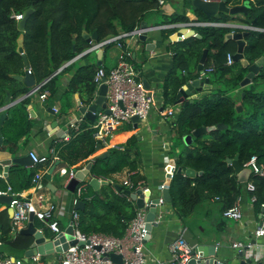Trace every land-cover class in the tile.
I'll return each instance as SVG.
<instances>
[{"label":"trees","instance_id":"1","mask_svg":"<svg viewBox=\"0 0 264 264\" xmlns=\"http://www.w3.org/2000/svg\"><path fill=\"white\" fill-rule=\"evenodd\" d=\"M247 1L246 12H221L220 21H230L232 16L235 18L233 21L264 29V0ZM226 3L231 6L244 1L226 0ZM186 5L192 7L198 20H215L194 8L192 0H183L182 10L164 14L165 20L154 25L186 22L189 20L183 11ZM30 6L33 10L26 19L24 30H20L14 14L23 13ZM150 12H162L157 0H0V106L4 104L7 90L11 98L15 99L30 89L23 80L11 76L13 73L24 72L22 54L16 50L20 33H23L24 53L38 83L90 46L83 31L91 33L96 30V41L100 42L133 29L142 20H146L145 15ZM198 28L200 37L188 35L170 44L175 51L174 64L164 81L163 97L166 102H173L178 88L186 80L198 75L197 62L205 47L208 51L204 65L213 64V75H209L210 82L216 88L182 106L175 119L179 143L176 142L177 149L172 147L170 150L176 158V169L169 184L170 202L180 216L186 218L193 214L202 201H214L222 220L223 210L230 207L239 194L247 192L248 196L252 193L256 195L252 204L255 209L262 211L264 174L250 172L247 180L254 182L255 190L245 191V181H238L233 164L228 163L226 158L237 154L239 163L243 165L255 154L257 161L264 166V61L250 83L242 87L240 81L247 72L246 67L240 60L227 62V55L235 52L236 43L233 39L224 40V34L232 28L214 25H199ZM244 38L243 56L253 62L264 54V30L249 29ZM112 42L114 40L104 45L109 46ZM98 66L97 63L78 66L66 84L65 93L79 91L86 95L85 100L89 103L95 92L92 78ZM55 88L56 74L41 84L38 91L48 89L52 94ZM229 88L238 92V101L228 96L226 92ZM26 102L25 98L10 109L13 113V109L19 110L24 118L27 114ZM237 103L242 106L240 111L235 109ZM12 117L10 120H14ZM219 122L226 126L215 127L206 134L195 136L190 144L183 143V136L196 127ZM81 127L82 130L75 132L70 142L63 146V151L69 155L62 157L71 164L93 153L98 141L92 127L85 130L83 125ZM128 128L132 129V126ZM125 142V148L120 151L110 147L106 156L94 157L90 174L109 179L114 171L126 163L134 168V159L130 158L129 150L136 145L137 135L132 133ZM179 166L182 167L180 171L177 170ZM187 167L200 173L187 175L184 172ZM110 181L97 190L88 183L87 190L79 197L85 203L82 209H77L80 213L79 228L82 231H101L122 236L135 215V203L125 191L128 187L121 182ZM132 181L135 185L137 177L132 178ZM116 184H120L121 188L118 189ZM0 240L6 243L12 254L19 255L30 247L33 238L26 233L12 234L11 218L7 215V209L3 208L0 210Z\"/></svg>","mask_w":264,"mask_h":264},{"label":"crops","instance_id":"2","mask_svg":"<svg viewBox=\"0 0 264 264\" xmlns=\"http://www.w3.org/2000/svg\"><path fill=\"white\" fill-rule=\"evenodd\" d=\"M182 7L183 0H171L169 4L164 7L162 6L161 10L164 14H170L176 10H182ZM183 11L189 16V20L185 23L195 19L196 13L192 7L186 5ZM231 22L235 24L242 23L240 21ZM188 26L193 28V36H201L198 30L195 29L199 25L191 24ZM166 28L168 27L148 30L146 40H142L139 36H128L122 39V42L128 45V49L131 52L128 60L138 70L137 78L154 95V104L149 110L147 121L138 122L136 127L133 126V121L131 123L124 122L120 124L115 130L105 135L104 141L97 139L98 141L93 153L78 158L74 164L63 159L62 155L64 157L69 155L63 151V146L70 142L75 132L82 130V127L80 128L81 125H83V130H85L91 127L93 122L78 111L79 104L88 103L85 100L86 95L79 91L65 93L66 84L78 66L87 63H97L106 68L114 66L122 48L115 42V51L111 53L108 52L109 46L99 45L94 49L88 51L85 49L76 54L72 59L63 63L42 80L45 82L56 74V88L44 100L38 97V89L31 91V88L37 86L39 82H35L36 85L15 99L11 98L10 92L7 90L9 101L6 105L7 107L3 110L5 117L1 125L3 145L0 148V173H4V176H0V188L6 189L8 185H11L15 191L23 190L30 193L32 184L29 177L31 178L37 169L42 170L43 181L45 183L43 192L46 198L54 203L53 218L58 221L59 227L64 230L69 223L72 211L76 208L74 206V192L68 188L66 182L67 174H62L60 168H72L76 172L83 170L85 164L96 154L104 153L100 157L106 156L110 152V147H114L119 151L124 149L125 140L132 133H135L137 135L136 145L129 150L130 158L134 159V168H130L129 164L126 163L120 169L114 171L109 179L122 183L124 179H134L137 177V181L142 182V186L146 187L147 191L145 193L149 192L150 196L155 197L161 195L162 190L159 189V185L165 182L168 170L171 169L172 174L174 169H176V158L170 153V150L177 144L176 141H178L176 140L177 133L174 122L182 106H184L183 102L178 104H174L172 101L166 102L163 97L164 81L174 64L175 51L170 44L176 41L173 34L174 31H163ZM238 28L235 26L232 30H237ZM96 42H90V46ZM68 64H70V69H68L69 67L66 68ZM204 67L206 66L204 65ZM213 71H210L209 74ZM143 79L146 82H143ZM25 98L27 99L25 106L27 114L23 118L19 110L13 109V111L15 110L13 113L10 107L16 106ZM166 108L176 109L175 115L172 117L164 116L161 111L166 110ZM10 115L13 116L14 120H10ZM74 117H81L79 129L76 131L72 129L70 123ZM129 126H132V129H129ZM212 129L214 128L205 130L198 135L206 134ZM193 130L191 133L183 136L184 144H190L194 137L198 136L192 134ZM64 134H69V138L64 139ZM52 146H54L55 154L59 157L58 159H51L52 153L50 152V148ZM29 151H33L38 155H45L47 156V160L34 163L32 159L27 157ZM18 156L24 157L25 160H22V162L12 160V158ZM199 173L200 171H195V174ZM86 174L92 176L89 171ZM185 174L187 173L185 172ZM190 176H193V174ZM96 177L99 181L105 179L106 182L101 183L100 181L97 187L91 185L94 190L101 188L108 181L111 182L106 177ZM112 184L110 183L111 186H113ZM133 201L135 203L134 199ZM2 203L0 210L6 208L7 215L11 218L9 204ZM34 205L38 210L43 208L36 201H34ZM134 205L136 206V204ZM240 205L243 212L241 221L224 217L222 220L213 219L209 214V208H204L203 206L199 210L196 207L193 214L186 218L180 216L170 201H165L164 204L156 206V212H160L162 216L160 221L150 228V236L145 240V256L148 258V264H154L155 258L168 259L170 256L168 243L184 228H189L193 235L198 237L199 241L215 244L216 252L214 256L216 258L226 262V264L232 262L239 264L244 258L230 245L233 240L246 241L256 239L260 242L264 241V237H256L253 232L263 210L255 209L249 200L247 192L241 193ZM155 219H157V216ZM34 223L38 229H41L45 237L50 238L52 236V230L46 221L35 216ZM26 224L27 222H23L21 227ZM200 225L203 229H200ZM17 232H19V229L16 232L12 231V234L15 235ZM33 246L32 240L29 248ZM26 250L19 255H15L11 253L5 242H1L0 244V251L10 253L9 255L25 257L30 255L25 253ZM51 255L52 252L44 257Z\"/></svg>","mask_w":264,"mask_h":264},{"label":"built area","instance_id":"3","mask_svg":"<svg viewBox=\"0 0 264 264\" xmlns=\"http://www.w3.org/2000/svg\"><path fill=\"white\" fill-rule=\"evenodd\" d=\"M159 6L164 4L166 0H157ZM21 12L15 13L14 16L18 20L22 17ZM214 25L219 26L221 21L218 20H198L195 19L185 22H170V23H161L156 25H151L148 29L152 28H174L176 26L186 27V30L190 27L188 25ZM248 27L254 28L255 26L249 24ZM146 28L141 27L140 24L136 25L133 29L129 31H124L114 37L109 39L97 42L99 45H104V43L114 40L118 46L122 48L118 56L116 64L112 67L106 68L103 65H100L96 68L93 74V82L95 84L94 96L97 94L99 85L101 83L106 84V93H105V108L99 110L96 114V117L91 124L93 128V133L96 139L103 140L107 133L112 130H115L120 124L124 122L131 123V117L133 115H138L139 122H146L149 110L154 104V95L153 93L148 92L144 84L137 78L138 70L136 67L128 60V57L131 55L128 45L122 43L124 37H137L139 36ZM256 29V27H255ZM180 38L178 39L175 36V40L183 39L187 36L184 32L177 33ZM232 60L231 54L227 55V62L230 63ZM214 66L209 65L204 67L200 73L199 77L203 78L205 75L209 74L210 71H213ZM39 85L33 87V91L37 90ZM50 92L48 89L38 92V97L41 100H44ZM121 101V103H120ZM56 110L55 107H53ZM165 116H174L176 109L166 108V110L161 111ZM81 117H74L71 120L72 129L78 130ZM69 134H64V139H68ZM52 153L51 159H58L59 157L55 154L54 146L50 148ZM29 155L34 163H40L47 160V156L38 155L33 151H29ZM175 159V158H174ZM94 158L85 164L84 168L89 171L90 166ZM174 163V162H173ZM243 166L250 168L251 172H254L259 175L264 174V166L262 163L257 161V156L255 154L251 155L248 160L243 163ZM171 169L168 170L170 177H172ZM62 174H67L66 182L76 176L75 169H66L65 167L60 168ZM0 176H4V173H0ZM93 176V175H92ZM105 180V179H104ZM89 179L88 178H79L77 184L74 187V202L77 199H80L83 193L88 188ZM128 189L133 190L140 188L143 193H145L146 187L142 186V182H134L132 179L127 178L122 181ZM31 192H25L23 190L14 191L10 185L6 189L0 188V194H7L10 190L12 195L10 202L8 203L12 209L11 214V230L17 231L22 225L23 222L29 221V213L33 211L34 217H38L43 221L47 222V225L52 230V236L58 237L57 234L64 232L63 229L59 227L58 221L53 218L52 211L54 208V203L49 201L43 189L45 183L43 181V172L40 169H37L31 176ZM166 186V183L159 185V189H163ZM244 189L248 192H254L255 184L252 180H246L244 183ZM130 197L129 194H127ZM131 198V197H130ZM241 194L238 195L234 203L223 210L222 215L225 218H230L236 221H241L243 218V212L240 205ZM133 199V198H132ZM256 199V195L252 193L249 196L251 203ZM34 201L39 205L43 206L42 209L38 210ZM164 199L161 195L158 196V202H155V206L164 204ZM151 206L150 200H145L143 206H135V215L131 218L126 227V230L122 236H116L111 233H105L101 231H90L84 232L79 228L80 213L77 209L72 211L68 225L72 228V238L73 242H70V239H65L67 246L61 250H56L53 246L52 255L49 258H45L47 254L51 252L41 253L35 251L34 253L23 256H14L9 254H4L0 251V264H148V258L145 256V240L150 236V229L147 227V211ZM264 207V202L262 203V210ZM156 212V210H155ZM162 212V211H161ZM157 216V219H155ZM162 214L156 212L154 217L155 222H159ZM151 222V221H150ZM40 229V228H39ZM185 229V228H184ZM183 230L168 243V250L170 256L168 259L163 260L160 258H155L154 264H224L223 261L216 258L213 260H208V257H204L201 254V250L197 249L196 244H191L188 240L183 237ZM41 230V229H40ZM254 236L264 237V211L260 214L259 222L257 223L254 229ZM62 242L59 244L61 245ZM1 244V240H0ZM237 252L243 256L244 262L242 264H264V241L260 242L258 240H233L230 244ZM116 252L121 254L122 261H114L109 253ZM206 258V259H205ZM228 264V263H227ZM229 264H238L237 262H232ZM241 264V262L239 263Z\"/></svg>","mask_w":264,"mask_h":264},{"label":"water","instance_id":"4","mask_svg":"<svg viewBox=\"0 0 264 264\" xmlns=\"http://www.w3.org/2000/svg\"><path fill=\"white\" fill-rule=\"evenodd\" d=\"M192 5L194 8H198L200 9L207 17H213L216 20L220 21V17H221V12H226L229 14H235L237 12H246L247 11V7H248V3L244 2L242 4H238V5H228L226 3V0H192ZM33 10V8L30 6L28 8H26L23 11L22 17L20 19H18L17 23H18V28L20 30H24L25 28V22L26 19L28 17V15L30 14V12ZM249 24H245V23H240V24H235L233 22L230 21H221V24L219 26H224V27H230V28H234L239 27L237 30H230L227 31L224 34V40L227 39H233L236 43V49L235 52H233L231 54V58L233 60H240V62L242 63V65L244 67H246L247 69V73L246 75L242 78V80L240 81V86L242 85H246L248 83H250L252 76L254 74H256L262 64V62L264 61V54L260 55L258 58H256L253 62H250L249 60H247L244 56H243V48L245 45V38L244 36L246 35V33L248 32L249 29H255L254 28H249L248 27ZM140 26L141 27H145L146 29L139 35V37L142 40H146L147 39V32L148 27H150L151 25L148 24V22L146 20H142L140 22ZM153 29V28H152ZM256 29H262L263 28H257ZM178 32H184L188 35H192L193 33V28H189L186 30L185 27H180L179 31H174L173 34L175 36H177ZM82 34L87 38L88 42H93L97 40V34H96V30H93L91 33H88L86 31H83ZM177 38L179 39L180 36L178 35ZM100 43V42H99ZM98 43H94L92 44L89 48H87L88 50L94 49L96 47H98L97 45ZM16 50L18 52H20L22 54V58H23V68H24V73H13L11 74V76L17 78V79H21L24 81V83L26 85H28L30 88L33 87L36 82V79L34 77V75L31 72L30 69V64H29V60L27 58V55L24 53V47H23V33H20L17 37V46H16ZM207 51L208 48L205 47L202 50V54L199 57V60L197 62V67H196V72L198 73V75L194 78L188 79L186 80L176 91L175 93V99L173 101L174 104H178L183 102V105H186L188 102H192L195 98L200 97L202 94L204 93H208L210 92L212 89L216 88V85L213 84L212 82H210V75L207 74L205 75L203 78L199 77V73L200 71L204 68V62L207 56ZM98 63H100V61H98ZM146 82L145 79H143V82ZM44 81H41L38 83V85L40 86L41 84H43ZM146 86V85H145ZM35 87V86H34ZM31 91H33V88H31ZM105 93H106V84L105 83H101L99 85V89L97 91V94L95 95L94 98H92V100L89 103H85V104H79L78 106V111L80 113H82L85 117L89 118L92 122L94 121L96 114L99 110H106L109 111L107 108H105ZM244 92H242L243 94ZM5 103L0 106V148L3 145V137L1 135V125L3 123V119L5 117V112L3 111L8 104L9 101V94L7 91V94L4 98ZM80 103V101H79ZM121 103V101H120ZM238 109H241V105L237 106ZM131 120L133 121V126H137L138 122H139V117L138 115H133L131 117ZM226 125L223 122H219L217 124L214 125H210V126H198L196 127L192 134L193 135H198L201 132L211 129V128H223ZM183 139V138H182ZM104 155V153L101 154H96V156L94 157H100ZM237 154L234 157H227L226 160L228 163L233 164L235 170H236V176L238 181L243 182L246 181L250 171V168L247 166H243L239 163L238 159H237ZM30 159V155L28 154V156ZM93 157V158H94ZM13 161L16 162H22V160H25V158L22 156H18V157H14L12 158ZM7 162V161H6ZM182 169V167H178L177 170L180 171ZM185 172L189 175H194L195 174V170L191 167H187L185 169ZM87 173V169L84 168L83 170H78L76 172V176L73 177L69 183H68V188L70 190H74L75 185L78 182L79 178H88L89 179V184L92 185L93 187H97L99 185V182L101 181V183L106 182V180L102 179L99 181V179L96 176H90ZM170 173L167 172L166 173V186L162 189L161 191V196L164 199V201L169 202L170 201V193H169V184H170ZM117 188L120 189L121 185L120 184H116ZM127 194L130 195L131 198H133L135 200V204L137 207H141L143 206L145 200H150L151 202V206L149 207L148 211H147V220L149 221L147 223V227L150 229L153 225H155L157 222H155L153 219L156 215V206L154 205L155 202H158V196H150L149 192H146L145 194L142 192V190L140 188H137L135 190H130V189H126L125 190ZM10 190L8 191L7 194H0V202H4V203H9L11 200L12 195L10 194ZM146 197V198H145ZM85 203L82 199H77L75 201V208L76 209H82L84 207ZM263 211H264V207H263ZM9 213L10 216L12 214V209L11 207H9ZM151 221V222H150ZM19 233H26V234H30L31 236H33V247L29 248L26 250V254H32L35 251H39L41 253H48V252H52V250L55 248L56 250H61V248H65L67 246V242L65 241V239H70V242H73L74 239L72 238V228L70 225H67L64 229V232H60L57 234L58 237H53L51 236L50 238L45 237V235L42 233V231L40 229L37 228L36 224L34 223V215H33V211H30L29 213V221L27 222V224L21 228H19ZM183 237L188 240L191 244H196L197 245V249L201 250V254L204 255V257H208V260H213L216 259L215 255V249H216V245L212 244V243H205V242H201L199 241L198 237L194 236L192 231L189 228H185L183 231ZM60 242L61 245L59 244ZM54 246V248H53ZM240 254V252H239ZM110 257L116 261V262H121L122 261V256L119 253L116 252H110L109 253ZM205 258V259H206ZM244 262V260H241V264ZM224 264H226V262H224Z\"/></svg>","mask_w":264,"mask_h":264},{"label":"rangeland","instance_id":"5","mask_svg":"<svg viewBox=\"0 0 264 264\" xmlns=\"http://www.w3.org/2000/svg\"><path fill=\"white\" fill-rule=\"evenodd\" d=\"M171 0H167L166 2H165V4H162L161 6H160V8L163 6H165V5H167V4H169V2H170ZM177 1V0H176ZM242 1H244V2H248L249 3V1H247V0H242ZM240 13V12H239ZM164 18V13L163 12H150V13H147L146 15H145V19H146V21L148 22V24H151V25H154V23H156V22H161V21H164L165 19H163ZM220 20V19H219ZM233 20H235V18H233L232 16H231V18H230V22L231 21H233ZM179 29H180V27L179 26H176V27H174V28H167L166 29V31L167 32H169V31H171V30H173V31H179ZM196 30H198L199 28H198V26H196V28H195ZM108 52L109 53H111V52H113V51H115V42H112L110 45H109V47H108ZM214 72V71H213ZM213 72L212 73H210L211 75H213ZM247 73V72H246ZM246 75V74H245ZM244 75V76H245ZM242 87H244V85H242ZM148 92H150V93H153V92H151L150 90H147ZM226 93H228V96L229 97H231V98H233V99H235L236 101H238L239 100V94H238V92L237 91H234V90H231L230 88H229V90H228V92H226ZM241 94H242V92H241ZM238 105H240V104H238L237 103V105L235 106V109L238 111H240V109H238ZM176 140H179V139H176ZM176 142H178V141H176ZM179 143V142H178ZM174 148L175 149H177V144H175L174 145ZM199 206V207H198ZM197 206V209L199 210L200 209V207H204V208H209L208 210L210 211V215L212 216V218L213 219H216V220H221V214H220V212L218 211V207H217V204L214 202V201H211V200H209V201H202L199 205ZM201 224H203V223H201ZM204 225V224H203ZM205 226V225H204ZM200 227V229H203V227L200 225L199 226ZM50 256H47V257H45V258H49ZM230 261V260H229Z\"/></svg>","mask_w":264,"mask_h":264},{"label":"flooded vegetation","instance_id":"6","mask_svg":"<svg viewBox=\"0 0 264 264\" xmlns=\"http://www.w3.org/2000/svg\"><path fill=\"white\" fill-rule=\"evenodd\" d=\"M232 61H234V60L232 59L231 62H232ZM231 62H230V63H231Z\"/></svg>","mask_w":264,"mask_h":264}]
</instances>
